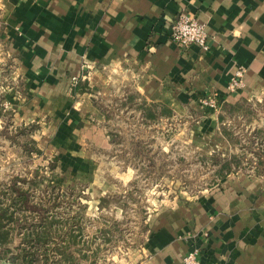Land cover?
Returning <instances> with one entry per match:
<instances>
[{
	"label": "crops",
	"instance_id": "obj_1",
	"mask_svg": "<svg viewBox=\"0 0 264 264\" xmlns=\"http://www.w3.org/2000/svg\"><path fill=\"white\" fill-rule=\"evenodd\" d=\"M3 1L0 46L17 64L21 121L52 122V144L71 175L96 176L90 152L111 148L100 106L111 96L137 95L145 108L169 114L153 126L199 110L205 96L222 106L264 98V0ZM180 13L206 25L205 50L171 41L167 24ZM240 69L242 84L232 92ZM203 123L205 141L216 122ZM206 191L155 217L135 264H183L195 246L201 264H264V178L232 172Z\"/></svg>",
	"mask_w": 264,
	"mask_h": 264
},
{
	"label": "rangeland",
	"instance_id": "obj_2",
	"mask_svg": "<svg viewBox=\"0 0 264 264\" xmlns=\"http://www.w3.org/2000/svg\"><path fill=\"white\" fill-rule=\"evenodd\" d=\"M5 9L0 0L1 28ZM17 72L16 61L0 46V201L12 210L14 187L27 196L11 221L13 241L0 248V264H15L18 257L29 264H135L144 258L158 214L198 200L230 167L264 178V98L222 106L205 96L199 110L153 126L137 95L127 101L111 96L100 105L107 111L111 148L90 152L96 176L71 175L69 160L52 144V122L43 115L21 121ZM208 98L219 108L202 105ZM209 118L216 131L203 141ZM34 226L55 242L43 247L23 238Z\"/></svg>",
	"mask_w": 264,
	"mask_h": 264
},
{
	"label": "built area",
	"instance_id": "obj_3",
	"mask_svg": "<svg viewBox=\"0 0 264 264\" xmlns=\"http://www.w3.org/2000/svg\"><path fill=\"white\" fill-rule=\"evenodd\" d=\"M167 29L171 41L180 49L186 50L194 45L205 50L208 46L206 25L185 13H180L175 21H170V23L167 24ZM242 77L243 69H240L231 81L229 89L232 92L236 91L241 86ZM74 83L76 85L78 80L74 79ZM202 105L210 109L219 108V103L216 99L212 98L203 100ZM200 252V247L195 246L185 257L183 264H201L199 260Z\"/></svg>",
	"mask_w": 264,
	"mask_h": 264
},
{
	"label": "trees",
	"instance_id": "obj_4",
	"mask_svg": "<svg viewBox=\"0 0 264 264\" xmlns=\"http://www.w3.org/2000/svg\"><path fill=\"white\" fill-rule=\"evenodd\" d=\"M129 99L132 98L130 97ZM145 110L151 112L150 113L151 117H146V118L152 119L151 121L152 123L158 121V119L161 118V116L167 115L165 111L155 112L152 107L145 108ZM232 172H233L232 167H230L229 170H227V172L223 173L221 179L227 177ZM14 189L17 191L18 195L12 199V205H11L12 210L9 206H3L2 205L3 202L0 201V248L10 244L11 241H13V236L11 233V228H12L11 221H13V218L15 217L18 211L20 212L23 211L24 204L27 201V196L24 192H22L17 187H14ZM0 196H1V190H0ZM48 225L53 228L54 222L48 223ZM40 227L42 226L40 225ZM32 229L33 231L26 232L23 238L25 239L28 238L31 240V242L34 241V243L32 242L34 245H40L45 247L48 246L49 243L55 242L54 237L50 233H48L46 229L42 231V229H39V226H34V228ZM24 250L25 248H23V251ZM16 260L17 261L14 262L15 264H29L27 259H22L21 257H18Z\"/></svg>",
	"mask_w": 264,
	"mask_h": 264
}]
</instances>
